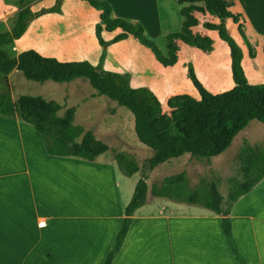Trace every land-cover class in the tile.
<instances>
[{"label":"trees","instance_id":"16d2710c","mask_svg":"<svg viewBox=\"0 0 264 264\" xmlns=\"http://www.w3.org/2000/svg\"><path fill=\"white\" fill-rule=\"evenodd\" d=\"M83 1L100 12V22L96 25L95 33L101 45L118 43L133 36L150 49L164 67H173L178 63L180 43L206 53L212 52L213 39L194 32V28L200 25L195 14L208 13L216 17L220 23L207 22L203 27L217 32L220 39L227 43L234 87L224 93H211L201 82L193 64H189V79L197 89L199 98L186 94L170 98L168 106L171 112L167 115L151 90L144 87L133 88L126 75L102 71L85 61L62 62L45 57L34 49L24 50L18 57H12L4 47L21 40L31 21L46 13V10L34 13L27 0H19L20 10L13 27L8 32L0 33V75L8 77L17 70L27 80L38 83H69L87 79L99 95L117 102L133 114L134 129L139 141L153 151L148 160L152 169L185 154L209 162L225 153L235 138L253 121L264 125V84L249 83L242 64V48L227 30L226 21L232 19L238 25L240 35L246 40L250 56L255 58L253 47L242 27L244 19L230 10L235 0H176L183 6L180 14L184 21L180 32L166 36L167 54L146 36L145 27L141 23L112 17L113 7L109 1ZM47 11H59V7ZM116 31L119 33L107 43L103 33ZM61 110L59 103L40 96L21 95L14 100L11 91L0 93V116L18 118L32 126L41 136L49 156L79 158L95 163L110 150L109 145L99 140L91 131L73 123L74 108L68 109L63 116L59 115ZM115 159L126 177H132L141 171L140 166L124 154H117ZM239 165L241 177L231 179L227 197H223L214 181L202 180L195 188H190L186 172L168 176L160 185L153 184L150 190L146 178L142 177L125 208V218L115 242L102 264H113L124 244L133 216L148 202L149 191L155 198L202 207L220 216L222 233L236 262L245 264L246 259L234 238L230 215L239 199L250 194L264 180V146H247L242 149Z\"/></svg>","mask_w":264,"mask_h":264},{"label":"rangeland","instance_id":"374dc122","mask_svg":"<svg viewBox=\"0 0 264 264\" xmlns=\"http://www.w3.org/2000/svg\"><path fill=\"white\" fill-rule=\"evenodd\" d=\"M107 1L113 7L112 17L114 18H123L137 23L138 15L146 17L148 20L146 36L155 41L162 52L167 54L166 35L180 32L182 28L183 17L179 13V5L175 0H170L172 2L170 10L166 7L160 9L162 1L157 0ZM27 2L34 13H41L44 10L46 13L31 21L20 45L14 43L4 47L12 57H18L24 50L34 49L45 57L62 62L85 61L102 71L126 75L130 78L133 88L144 87L151 90L159 99L167 115L171 112L168 106L170 98L183 94L199 98L197 89L189 79V64H193L201 82L211 93H224L234 87L229 47L216 32H212L215 36L212 52L206 53L179 44L178 63L173 67H164L156 60L152 51L134 37L107 46L101 45L95 33L96 25L100 22V12L83 0H61L59 3L57 0H27ZM56 7H59V11H47ZM19 10V0H0V33L8 32L13 27ZM231 11L238 13L236 8H231ZM160 12L166 18L159 30L165 34L163 37L158 36V29L152 25L150 18ZM196 16L201 22L197 30L204 31L202 23L214 21L208 15L203 17L201 14H196ZM227 30L242 48L244 55L242 64L248 81L254 85L264 84V40H248L256 55L252 59L246 40L238 31V25L230 21ZM244 31L253 36L255 30L246 25ZM116 33L104 32L103 38L107 43L111 42ZM214 69L217 70L213 74ZM17 72L10 81L8 77L0 75V93L9 90L14 100L21 95H29L55 101L62 107L60 116H63L68 109L74 108L73 123L91 131L110 147V150L100 156L96 163L110 161L118 167L115 156L121 153L140 166L141 171L128 178L118 167L122 177L120 182L123 183L121 199L125 205L132 199L135 187L142 177L147 179L151 189L153 184L160 185L166 177L183 172L187 173L190 188H195L202 180L211 179L217 183L220 193L227 197L231 188V179L241 177L239 154L242 149L247 146H264V125L253 121L235 138L225 153L211 159H216L213 162L199 160L185 154L152 169L148 160L153 155V151L139 141L134 129L133 114L127 108L119 106L117 102L99 95L87 79H77L69 83L53 81L38 83L27 80L21 72ZM35 133L41 140L40 135L36 131ZM88 188L92 211H96L104 200L115 197V183L109 179V176L103 177L94 170L90 172ZM127 199L129 200L126 202ZM119 203L120 201L115 200L113 208L118 209ZM161 207L168 213L170 211L187 215L208 213L201 207L157 199V202H149L143 206L139 214L150 212L153 216H160L158 213Z\"/></svg>","mask_w":264,"mask_h":264},{"label":"crops","instance_id":"0c3cea01","mask_svg":"<svg viewBox=\"0 0 264 264\" xmlns=\"http://www.w3.org/2000/svg\"><path fill=\"white\" fill-rule=\"evenodd\" d=\"M157 1H162L160 9H171L170 0ZM231 8L238 9L234 14L242 16L244 29L249 25L255 30L253 36L245 31L247 40H264V0H235ZM201 15L220 23L208 13ZM150 18L163 37L159 30L166 18L161 12ZM136 21L148 31L146 17L138 15ZM203 24L204 31L197 30L199 25L194 32L214 40L215 31ZM18 41L14 43L23 42ZM16 72L8 76L9 81ZM31 127L18 118L0 116V264H102L125 218L124 207L131 201L122 203L118 167L110 161L49 156ZM91 170L109 176L116 189L115 197L104 200L96 211L91 209L87 189ZM148 195L147 203L161 199L150 191ZM115 200L120 201L119 210L113 208ZM162 208L160 216L139 214L138 209L113 264H238L222 233L220 216L205 208L208 213L197 215ZM230 218L245 264H264V180L239 199Z\"/></svg>","mask_w":264,"mask_h":264}]
</instances>
